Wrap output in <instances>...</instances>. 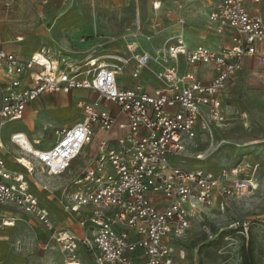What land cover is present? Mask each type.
<instances>
[{
	"label": "built area",
	"instance_id": "built-area-1",
	"mask_svg": "<svg viewBox=\"0 0 264 264\" xmlns=\"http://www.w3.org/2000/svg\"><path fill=\"white\" fill-rule=\"evenodd\" d=\"M208 23L225 42L189 48L171 37L163 48L132 58L134 82L127 87L119 84L124 67L93 59L72 66L44 51L22 58L0 44L2 227L4 218L14 224L12 210L35 220L48 235L44 249L60 253L63 264H82L80 252L90 264H174L179 242L198 217L212 208L223 213L229 200L253 191V181L239 177L236 169L215 175L178 164L186 146L211 138L226 122L222 96L245 59L255 58L264 67V15L249 12L246 0H217ZM158 35L154 28L152 37ZM73 91L94 98L75 101L80 118L56 129L49 148H39L40 140L17 131L8 141L23 152L13 158L15 165L25 170L31 185L57 194L59 210L76 223L79 235L56 225L25 175L8 169L3 141L5 126L21 121L41 96ZM99 134L86 164L71 173ZM55 179L63 182L54 185ZM258 223L234 222L230 232L247 239Z\"/></svg>",
	"mask_w": 264,
	"mask_h": 264
},
{
	"label": "rangeland",
	"instance_id": "rangeland-1",
	"mask_svg": "<svg viewBox=\"0 0 264 264\" xmlns=\"http://www.w3.org/2000/svg\"><path fill=\"white\" fill-rule=\"evenodd\" d=\"M214 1L0 0V43L22 58L44 51L72 66L93 59L124 67L119 84L127 87L134 82L130 78L132 58L163 48L171 37L177 36L187 47H211L216 35L209 26L208 13ZM246 7L252 14L264 15V0H246ZM154 28L159 31L157 37H152ZM141 77L148 81L147 76ZM79 96L83 94H76L75 99ZM222 105L227 119L224 125L215 128L211 138H199L186 146L178 164L185 170L201 169L215 175L223 171L231 174L236 169L239 177L253 181L255 189L240 199L229 200L223 213L212 208L198 217L179 242L174 264H240L239 250L247 240L244 237L228 236L218 245H210L230 232L234 222H259L260 226L251 227L247 238L256 240L255 252L264 262V67L255 58L244 63L243 71L224 92ZM79 118L72 101L64 106L36 104L23 121L8 123L4 128L8 169L25 175L32 194L51 212L58 226L65 219L55 208L57 194L49 195L31 185L25 170L13 160L23 157V152L9 143L8 136L17 131L30 141L40 140L38 147L47 149L55 140L56 129L72 125ZM101 136H96L93 143ZM59 182L63 180H52L54 185ZM12 212L17 214L9 215L14 219L11 227H2L0 220V264H63L60 253L44 249L48 235L40 225ZM3 220L12 223L8 218ZM80 254L82 264H90Z\"/></svg>",
	"mask_w": 264,
	"mask_h": 264
},
{
	"label": "crops",
	"instance_id": "crops-1",
	"mask_svg": "<svg viewBox=\"0 0 264 264\" xmlns=\"http://www.w3.org/2000/svg\"><path fill=\"white\" fill-rule=\"evenodd\" d=\"M216 2H217V0H215L213 4H215ZM214 35H216V34L214 33ZM225 41H226V37H224V36H217L216 35L215 43H212L211 47L214 48L218 44H222ZM197 45H200V44H197ZM197 45H195V46H197ZM201 45H204V44H201ZM1 48L4 49L7 52H12V51L8 50L7 48L2 47V45H1ZM189 48H193V47H189ZM250 59H252V58H246L244 62H246V61L248 62ZM1 76H2V74L0 73V77ZM3 80H4V78H3ZM25 80L27 81V78H25ZM81 93L83 94V97H85V98H89V99H93L94 98V95L92 93L84 92V91H79V92L78 91L77 92L73 91V92H70L69 94H64V93L46 94V95L41 96L35 102H33L26 109V111L24 112V115H25V113L27 111H30V109L32 107H35L36 104H38V105L39 104L40 105H44L45 104V105H49V106H53L54 104H56L57 106H64V105H66L67 102L70 103L72 101L73 106L75 108V102H74L73 98L75 99L76 98V94H80L81 95ZM79 98H82V97L79 96ZM77 99H75V101ZM24 115H23V118H22L21 121L24 120ZM60 128H62V127H60ZM60 128H58V129H60ZM31 140H33V139H31ZM94 149H95V142L92 145L88 146L86 148L85 152L81 155V157L75 162L74 172L80 170L86 164L87 159H88V156L93 153ZM55 203H57V200H56ZM55 208H56V210H58L61 213V211L59 210L58 204H55ZM63 217H64L65 220L63 221V224L61 226L62 227L69 226L72 230L74 229L77 232V234L79 235L80 234V229L77 227L76 223L75 222H72V221H69V220L67 221L64 215H63Z\"/></svg>",
	"mask_w": 264,
	"mask_h": 264
},
{
	"label": "trees",
	"instance_id": "trees-1",
	"mask_svg": "<svg viewBox=\"0 0 264 264\" xmlns=\"http://www.w3.org/2000/svg\"><path fill=\"white\" fill-rule=\"evenodd\" d=\"M225 236H235L233 232H227L222 234V236L218 239L213 244H210L211 246H216L218 245L222 238ZM244 239V238H243ZM256 240L253 239V237L247 238L246 241L243 242V244L240 247L239 250V258H240V264H261L262 262L260 261L259 257L257 256L255 252V245H256Z\"/></svg>",
	"mask_w": 264,
	"mask_h": 264
},
{
	"label": "bare ground",
	"instance_id": "bare-ground-1",
	"mask_svg": "<svg viewBox=\"0 0 264 264\" xmlns=\"http://www.w3.org/2000/svg\"><path fill=\"white\" fill-rule=\"evenodd\" d=\"M43 63H45V61L43 60ZM29 144H27V146H28ZM24 162V161H23ZM13 224L12 223H7L6 224V226H8V227H11Z\"/></svg>",
	"mask_w": 264,
	"mask_h": 264
}]
</instances>
